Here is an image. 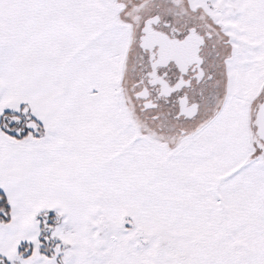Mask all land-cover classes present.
<instances>
[{
    "label": "crops",
    "instance_id": "crops-1",
    "mask_svg": "<svg viewBox=\"0 0 264 264\" xmlns=\"http://www.w3.org/2000/svg\"><path fill=\"white\" fill-rule=\"evenodd\" d=\"M235 3L241 33L263 58L264 0ZM111 11L121 17L126 9L114 0H0V122L25 106L44 128L41 138L17 141L0 126V192L11 209V221L0 223V257L10 264H59L55 248L52 258L40 253L37 216L44 212L119 233L129 221L132 233L158 240L137 243L138 252L171 244L179 252L230 248L245 232L224 227L223 211L264 217V159L252 155L250 132L226 133L210 151L201 149L199 134L171 153L124 146L111 77ZM126 50L118 51L121 60ZM82 187L89 191L80 197ZM246 194L259 197L257 207L235 200ZM22 244L32 246L30 257L19 254Z\"/></svg>",
    "mask_w": 264,
    "mask_h": 264
},
{
    "label": "rangeland",
    "instance_id": "rangeland-1",
    "mask_svg": "<svg viewBox=\"0 0 264 264\" xmlns=\"http://www.w3.org/2000/svg\"><path fill=\"white\" fill-rule=\"evenodd\" d=\"M114 4L126 9L121 17L117 16L116 11H111L107 26L112 53V57L110 56L113 71L111 77L117 101L116 114L124 146L137 148L139 152L171 153L184 148L193 139V135L199 134L198 137L204 142L201 149L210 151L213 143L219 145L222 136L226 133L240 130V132L248 133V136L250 132L251 135L246 140L250 143L252 155L259 156L260 151L253 141V129L256 130V128L252 123L255 122L253 121L255 120L254 110L264 93V57H254L257 54V48L251 51L250 44L241 33L239 15L242 12L241 6H236L235 0H229V5L226 6H213L211 0H114ZM261 7L264 10V6ZM156 10H161L171 17L173 15V19L186 17L207 20V22L214 20L216 24L219 23L226 29L230 38L227 44L232 48L233 56L228 54L232 56L229 60L226 57L227 76L220 75L219 71L217 98H206L199 115L188 124L189 127H186L184 136L178 132L168 137L166 134H153L150 131L146 124V114H142L132 97L134 74L126 71L127 67L124 64L126 65L128 60L119 58L122 54L118 51L127 48L129 49L124 53L125 57L129 58L144 20ZM166 10H169L170 14H166ZM119 22L127 27L120 28ZM120 62L123 64L121 67ZM221 79H223L222 87ZM90 170L93 173L94 167L92 166ZM88 191L89 188L82 187L79 196L83 197ZM235 200L238 202L245 200L251 207H257L259 204L258 196L248 194L243 199ZM247 210L251 209L247 207ZM245 211L241 209L231 212L230 215L223 211L224 227L238 228L242 230V233L245 232L240 236L241 239L230 248H197V250L179 252L171 244L170 249H149L138 252L135 249L137 243H155L158 240H155L154 236L132 233L129 221L124 222L122 233L114 229L110 232L111 229L104 226L100 230L90 226L82 227L81 219H74L68 214L61 215L62 218L57 217L62 225L54 231V238H52L58 241L55 254L56 257L61 258L62 264H66V258L69 264H136L137 253H144V256L140 254L138 258L141 259L139 264H248L252 261L258 264L260 255L264 254V217H240ZM97 220L96 218L95 222ZM110 221L106 226H109ZM67 224H74L75 227Z\"/></svg>",
    "mask_w": 264,
    "mask_h": 264
},
{
    "label": "flooded vegetation",
    "instance_id": "flooded-vegetation-1",
    "mask_svg": "<svg viewBox=\"0 0 264 264\" xmlns=\"http://www.w3.org/2000/svg\"><path fill=\"white\" fill-rule=\"evenodd\" d=\"M154 16L159 19L151 28L162 35L158 37L163 46L162 59L159 44H149L148 49L140 45L144 23ZM148 18L139 29L126 66L127 73L134 74L132 97L142 114H146V124L153 134L171 137L179 132L184 136L206 98H217L219 71L227 76V61L233 56L227 44L230 38L226 29L214 20L173 19V15L162 16L159 12ZM187 105L196 107L197 113L192 118L186 117Z\"/></svg>",
    "mask_w": 264,
    "mask_h": 264
},
{
    "label": "trees",
    "instance_id": "trees-1",
    "mask_svg": "<svg viewBox=\"0 0 264 264\" xmlns=\"http://www.w3.org/2000/svg\"><path fill=\"white\" fill-rule=\"evenodd\" d=\"M254 121V120H253ZM0 126L2 131L9 137L19 141L30 135L35 138H41L44 134L43 126L30 114L29 108L23 106L19 113L6 111L1 117ZM255 127V126H253ZM255 134V129H253ZM57 215L54 212H44L37 216L41 223L40 253L46 257H54V248L58 241L52 238V231L59 223ZM11 221V209L6 196L0 192V223H9ZM19 254L25 258L32 255V246L22 244ZM58 263L62 264L61 258ZM0 264H10L8 261L0 257Z\"/></svg>",
    "mask_w": 264,
    "mask_h": 264
},
{
    "label": "water",
    "instance_id": "water-1",
    "mask_svg": "<svg viewBox=\"0 0 264 264\" xmlns=\"http://www.w3.org/2000/svg\"><path fill=\"white\" fill-rule=\"evenodd\" d=\"M158 16H154L151 18H148L145 23H144V27L142 28L141 31V38H140V45L142 48L144 49H148V45L149 44H154V45H158L160 43V39H158V37L162 36L159 33H156L152 30L151 25L153 23H156V21L158 20ZM160 45V50H159V58L162 59L164 57L163 55V49ZM151 47V46H150ZM186 117L187 118H192L196 115V107L191 105H187L186 108ZM254 114H255V122L252 123L253 126H255L256 130H255V134H253V141L256 144L257 148H259L261 150V156L264 159V93L261 97L260 102L257 104L256 109L254 110Z\"/></svg>",
    "mask_w": 264,
    "mask_h": 264
}]
</instances>
